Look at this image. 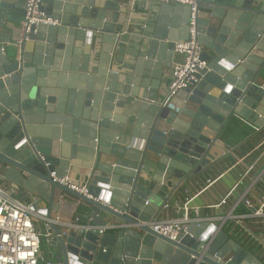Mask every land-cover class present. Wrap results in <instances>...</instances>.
<instances>
[{
    "label": "water",
    "instance_id": "1",
    "mask_svg": "<svg viewBox=\"0 0 264 264\" xmlns=\"http://www.w3.org/2000/svg\"><path fill=\"white\" fill-rule=\"evenodd\" d=\"M26 1L0 0V174L36 197L32 209L48 218L68 197L89 206L87 230L52 224L55 261L261 264L215 223H183L173 241L151 222L169 199L159 194L167 178L206 167L234 116L264 127V0H197L207 67L172 96L162 76L174 44L188 37V5L149 0L151 20L119 70L112 54L124 38L129 6L122 0H39L37 11L57 23L32 24L17 47L11 34ZM72 167L87 171L86 195L53 180Z\"/></svg>",
    "mask_w": 264,
    "mask_h": 264
},
{
    "label": "built area",
    "instance_id": "2",
    "mask_svg": "<svg viewBox=\"0 0 264 264\" xmlns=\"http://www.w3.org/2000/svg\"><path fill=\"white\" fill-rule=\"evenodd\" d=\"M160 2H178L188 5L190 8L188 22V37L186 40L176 42L174 44V60L170 66L171 81L167 89L169 95H174L177 90L187 88L198 80L199 72L207 67V62L201 58L202 49L197 41L196 33V14L197 0H158ZM39 0H27L25 5L24 19L19 23V37L15 40L17 47L22 43V33H28L32 24L45 23L55 25V20L46 17L44 13L38 12ZM38 15H41L38 18ZM26 38V36H25ZM4 51V47H1ZM235 147L227 148L224 154L226 157H232ZM258 151L255 158L257 162L264 155V137L261 142L256 145L252 151ZM250 153V152H249ZM247 155L240 158L242 161ZM255 170L254 164L248 165L244 172L240 175V182L247 178L249 187L237 198L233 203L228 200L233 195V188L228 191L218 203L213 204L215 207H223L225 211L222 215H203L200 207L189 205L191 201V192L184 189V193L188 195V199L179 205L169 217L151 222V228L166 236L170 240H177L182 229L183 223L188 222H211L218 221L220 228L226 235L233 239L241 249L259 260L264 264V189L257 196L247 197L252 186L257 182L264 184V165L260 170L256 171L254 176L251 173ZM53 180L70 187L71 189L86 195L87 188L85 184L78 185L73 183L68 175L55 178L52 173ZM214 182L212 178H206L203 183H194V192L203 191L204 187ZM235 188V187H234ZM192 189V188H191ZM192 191V190H191ZM80 200H77V204ZM33 203L26 201L22 197L17 196L13 189L4 182L0 174V264H52L49 261L41 262V246L40 233L35 227L34 219L35 210L32 209ZM167 207V204L164 206ZM238 207L241 210L238 212ZM44 220V232L48 235L52 224L58 225L65 223L61 221V215L57 212L55 218H48L45 215L39 216ZM69 229L87 230L89 227L80 222L78 215H72L70 221L65 223ZM111 225L107 224L102 228L99 227L98 232L102 234ZM214 234H209L206 245L213 240ZM230 256L226 258V261Z\"/></svg>",
    "mask_w": 264,
    "mask_h": 264
},
{
    "label": "crops",
    "instance_id": "3",
    "mask_svg": "<svg viewBox=\"0 0 264 264\" xmlns=\"http://www.w3.org/2000/svg\"><path fill=\"white\" fill-rule=\"evenodd\" d=\"M122 4L129 6L128 14L123 27L124 38L120 48L117 49L116 46L115 52L112 54V60H114L115 63L114 69L119 70H122L124 66L129 64L128 61L135 52V49L138 47L140 31L143 28H146L151 20V10H149V8L153 7L154 5V3L149 0H122ZM18 25L19 23H17L16 25V30L12 31L11 34V40L13 41L17 40L19 37ZM3 47H5V49L9 48L8 45H4ZM170 81L171 69H166L165 74H163L162 76L161 82L164 90L167 91ZM258 84L264 87V67L262 68V71L259 75ZM239 121L240 124L238 123ZM246 127L248 130L250 129V133L243 137L240 136L239 140L233 145H229L228 142H226L222 138L221 134L223 131L232 130L236 133L240 128L241 130H244ZM263 137L264 127L256 128L246 122L243 118L234 116V118H232V121L229 122L219 133L217 139L213 143V146L208 152L207 157L210 160V163L206 167L202 168L201 171H199L195 175H190L189 177H185L182 180L167 178L166 183L164 182L162 190L159 194L162 197H165L166 195L170 196L167 201V207H164V209L160 212L157 220H162L169 217L172 213H174L175 209H177L179 205H182L183 202L189 198L188 195L183 191L185 188L191 192L190 197L192 199L189 205L200 207L201 213L203 215H222L225 211V208L221 206L215 207L212 205L218 203L220 199L232 188L233 195L228 200V203L230 204L235 202L239 195H241L249 187V181L247 178L242 179L240 182V175L244 172L248 165L252 163L254 164V168L256 171L260 170L264 165V155L257 162H255L258 151L255 150L251 153L252 149L261 142ZM233 146L235 147L233 156H224L223 153L227 151V148ZM244 155L247 156L242 161H240V158ZM230 158H232V161L228 169L219 172V174L215 177L211 176V171L215 169V164H217L218 161H226L230 160ZM144 165L145 168L142 171L151 173L153 166L148 164V162H144ZM255 170L251 173L252 176L256 174ZM142 175H145V173ZM68 177L73 183L83 185L87 181V171H84L79 167H72L68 173ZM206 177H211L212 179H214V182L211 185L204 187L203 191H197L195 193L194 187H191L192 184L196 182L203 183V179ZM4 182L8 184V182H6L5 180ZM263 189L264 184L261 181L257 182L252 186L247 197L259 195L263 192ZM13 191L17 196L22 197L26 201H31L33 203L36 199V197L32 196L30 193L24 190ZM67 200L68 202L61 203V209L58 211L62 218L61 221L67 223L72 218V215H78L79 217L81 216V218L85 220L83 215L89 212V206L81 201L77 204V200L73 199L72 197H68ZM38 208L41 209L42 207L39 206ZM240 210L241 207H238L237 211L239 212ZM35 214L38 215L37 210H35ZM56 214V211H52L51 217L55 218ZM41 215L42 214L39 213V216ZM39 216L35 217L34 224L36 229L40 233V246L41 238L43 237L45 242L47 243V249H50L47 256L43 257L41 254L39 259L41 262L49 261L52 264H61L59 261H55L54 259V256L57 253L56 248L51 245L54 236L50 233L47 235L44 232V220H42ZM212 222H214L216 225H219L218 221ZM102 227L103 226H101V228ZM203 232L206 233V230H204Z\"/></svg>",
    "mask_w": 264,
    "mask_h": 264
},
{
    "label": "trees",
    "instance_id": "4",
    "mask_svg": "<svg viewBox=\"0 0 264 264\" xmlns=\"http://www.w3.org/2000/svg\"><path fill=\"white\" fill-rule=\"evenodd\" d=\"M240 124V121L238 122ZM250 133V129L248 130L247 127L244 129V130H241V128L238 130V132H234L232 130L230 131H223L222 132V138L228 142L229 145H233L235 144L240 136H246ZM231 161H232V158H230V160H220L217 162L216 167L213 171H211V176L215 177L216 175L219 174V172L221 171H224L226 169H228L230 167V164H231ZM206 178H211V177H206ZM206 178H204L203 180H205ZM202 180V181H203ZM80 218V222L81 223H84V220L81 218V216L79 217Z\"/></svg>",
    "mask_w": 264,
    "mask_h": 264
},
{
    "label": "rangeland",
    "instance_id": "5",
    "mask_svg": "<svg viewBox=\"0 0 264 264\" xmlns=\"http://www.w3.org/2000/svg\"><path fill=\"white\" fill-rule=\"evenodd\" d=\"M49 250L47 249V243L45 242L44 238L42 237L41 238V252H42V256L43 257L47 256Z\"/></svg>",
    "mask_w": 264,
    "mask_h": 264
}]
</instances>
